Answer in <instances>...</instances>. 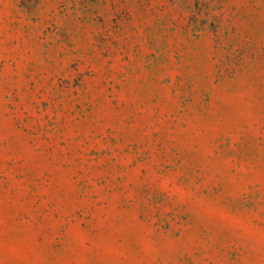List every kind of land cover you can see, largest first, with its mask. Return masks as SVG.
I'll list each match as a JSON object with an SVG mask.
<instances>
[{"label": "rangeland", "instance_id": "rangeland-1", "mask_svg": "<svg viewBox=\"0 0 264 264\" xmlns=\"http://www.w3.org/2000/svg\"><path fill=\"white\" fill-rule=\"evenodd\" d=\"M0 264H264V0H0Z\"/></svg>", "mask_w": 264, "mask_h": 264}]
</instances>
